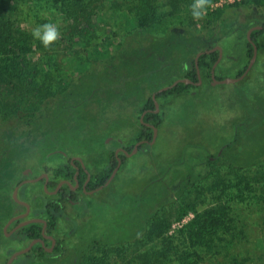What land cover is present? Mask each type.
<instances>
[{
    "label": "rangeland",
    "instance_id": "374dc122",
    "mask_svg": "<svg viewBox=\"0 0 264 264\" xmlns=\"http://www.w3.org/2000/svg\"><path fill=\"white\" fill-rule=\"evenodd\" d=\"M126 2L88 0L84 5L67 10L66 7H54L51 0H38L34 5L25 4L14 13L13 21L29 37L27 61L37 67L35 72L39 74L40 87L35 95H31L23 87L14 86L10 76L0 77V95L29 115V119L22 120L36 121L29 127L34 132L25 143L11 147V137L1 139L0 154L7 149L8 161L0 160V189L11 184V179L24 170L23 165L32 173L37 169H40L39 174L44 171L37 162L40 156L38 138L50 131L75 128V113L86 123L80 139L90 138V149L73 143L67 150L70 156L84 153L86 163L96 173L106 165V147L112 144L109 141L103 146L98 138L113 128L120 112L127 116L133 110L134 117L139 119L140 110L152 94L169 85L171 80L182 78L183 73L193 67L197 52L208 47L218 45L223 49L216 74L224 79L237 78L250 62L247 33L256 21L264 22V7L225 5L224 8H229L213 25L191 24L188 18L191 0H156L161 16L158 27L133 28L132 21L129 25L122 14ZM85 10H93L96 19L76 20L84 17ZM88 12L84 13L86 17ZM48 22L58 26L61 37L51 48L45 49L31 33L36 26ZM108 42H111L109 48ZM94 45L102 47L103 52L98 56L93 55ZM79 58L86 59L82 72L105 76L112 82L100 81L96 85V79H86L76 85L78 73L72 70L71 60ZM48 76L51 77L49 80ZM207 83L203 77L195 98L196 113L185 125L178 126L177 122L182 114L181 106L188 101L189 95L179 94L159 101L165 112V123L159 130L157 142L146 152L128 159L113 183L90 197L93 200L90 208L80 209L81 201L77 206L65 204L57 233L66 240L65 250L60 258H53L54 264H68L67 259L81 238L95 239L104 233L108 215L99 213V205H113L128 194L137 195L146 183L179 160L186 145L203 147L188 150V154L193 155L191 163L195 165L196 174L202 177L193 180L192 185L179 194L176 193L179 182L170 187L163 203L167 207L166 215L170 216L167 218L176 216L174 206L182 201L196 202L199 210L224 204L234 222L230 238L224 234L228 239L234 235L235 239L231 245L222 242L220 250L213 249L210 252L213 259L206 264H226L227 252H234L240 260L245 259L246 264H264V203L259 201L264 196V37L258 57L243 79L235 83L212 84L209 91ZM121 91L122 101L118 97ZM84 99L82 109L69 108ZM19 120L20 117H13L1 125L0 119V131ZM216 153L221 161L208 164L207 160ZM170 178L168 175L167 181ZM240 178H246L249 189L244 190L245 183L241 184ZM42 190L41 185L31 186L22 195L34 199L42 194ZM7 201L9 197L0 194L1 213L7 212ZM41 205L39 201L37 209ZM192 217L174 222L170 236ZM69 230L70 235L64 236ZM105 249L97 246L90 250L83 264H88V258L102 256ZM45 262L40 264H47ZM123 262L120 257H115L110 264Z\"/></svg>",
    "mask_w": 264,
    "mask_h": 264
},
{
    "label": "trees",
    "instance_id": "16d2710c",
    "mask_svg": "<svg viewBox=\"0 0 264 264\" xmlns=\"http://www.w3.org/2000/svg\"><path fill=\"white\" fill-rule=\"evenodd\" d=\"M54 7H66L64 9H71L72 6L84 5L88 0H51ZM101 2V0H96ZM220 0H212V4L217 3ZM38 0H0V77L10 76L14 83V86L23 87L31 95H35L40 87L38 81L39 74L35 72L37 67H34L28 63V35L22 30V28L13 21V15L16 11L24 8L25 4L34 5ZM194 0H191L189 6L192 5ZM127 4V5H126ZM126 8L122 11L123 16L129 21V25L132 21L133 28L148 29L158 27L161 16L158 11L156 0H127ZM232 8H243V7H256L263 8L264 0H244L240 3L230 6ZM229 7L216 8L214 10H208L207 14L202 20L194 21L191 16V7L189 9V21L191 24H203L205 26H211L218 22L225 10ZM88 11L85 10L84 13ZM91 10L88 12L87 17H78L76 20L86 21L96 19V14ZM83 21V23H87ZM261 30L254 31L252 38L258 48L260 44L258 41ZM111 42H108V48ZM248 44V56L253 55V46L247 41ZM213 47H208L204 50H209ZM93 55L98 56L103 52L102 47L94 45L92 47ZM196 54V55H197ZM196 57V56H195ZM217 59V52L211 54H203L199 58V69L201 70V76L207 80L206 89L211 90L213 88L212 69ZM72 70L78 73V83H83L86 79H96V85L100 81L112 82L105 76L87 75L82 72L86 64L85 58H79V60H71ZM193 67L183 73L180 79H189L194 83L199 81L198 71L195 65V58L192 61ZM246 68L239 72L240 77ZM237 77V78H238ZM51 77H47L49 80ZM178 79V78H177ZM177 79L171 80L169 83L172 85ZM216 79H224L223 76L216 77ZM94 83V84H95ZM166 87V86H164ZM162 87V88H164ZM199 86L191 83L186 84L180 82L172 89L163 93H158L157 97L165 99L171 96L179 94L189 95L187 102L181 106L180 120L177 122L178 126L185 125L191 121L192 117L196 113L195 98H197ZM72 93L68 95V100ZM86 99L81 101L79 105H74L69 108L71 109H82V106ZM144 107V106H143ZM146 108L154 109V102L149 98L145 103ZM144 107V108H145ZM29 110V109H26ZM143 108L140 110V117ZM20 117V120L8 124V128L4 131H0V141L3 137H11V147L25 143L27 139L34 131L29 130V127L33 126L36 121L22 119H29V115L26 114L20 107L15 103H10L2 95H0V119H2L1 125H4L5 121L13 118ZM75 119L77 125L75 128H69L61 131H50L44 136L38 138V148L40 155L37 158L38 167L47 172L55 181H51L48 186V190H53L60 180H72L74 170L71 168L69 163H66L63 153L69 154L67 148L71 144L77 145V147L89 148L90 138L80 139L82 130L85 128V121L75 113ZM160 119V120H159ZM143 122L152 123L154 126L159 128L163 122L162 114L155 112H149L143 118ZM113 128L109 129L102 137L98 138V141L106 146V140L113 136L116 129V121L113 122ZM139 124L143 128V132L139 133V139L143 138L142 134L149 132V140L152 138L153 130L146 128L141 123ZM8 133V135H5ZM116 141H113L111 146L106 147L109 158L114 160V148ZM143 148H150L149 145H144ZM190 148H203L199 145H186L183 148L182 156L176 162L172 163L163 173L157 178L149 181L141 189L137 195L128 194L123 197L119 203L113 205L104 204L99 205V213H107L108 227L104 233L95 238H81L80 242L75 245L74 252L68 257V264H83L86 260V254L97 246L105 247V251L102 256L88 258V264H110L115 257H120L124 264H206L209 260L213 259L210 252L216 248L221 249L220 243L227 242L231 245L235 239L233 235L231 239H228L225 234L230 238L231 228L233 227V220L230 218L227 206L219 204L213 208H204L199 210L196 202L182 201L179 205H175L176 216L174 218L166 215L167 207L163 206L165 200L169 195L170 187L177 182L180 183V188L176 192L179 194L184 191L187 187L192 185L193 180L201 178V174H196L195 165L191 162L193 155L188 154ZM7 149L4 151L6 152ZM4 151L0 154V160L3 159ZM219 154L216 153L215 160L208 159V164L218 163L220 160ZM60 162L57 166H50ZM26 170L25 165L22 167ZM29 169V168H27ZM22 170L19 175L11 179V184L7 187L0 189V194L7 195L10 203L14 202L12 198L15 187L18 186L24 179ZM40 169L33 171L32 176H37ZM43 171V172H44ZM112 172L111 164L96 175L98 180L97 185H103L109 178ZM171 175L169 181L167 176ZM240 183L244 184V190L249 189V184L246 178H240ZM42 186V182L38 183H26L21 187L20 192L31 186ZM69 191V186L64 185L60 191L62 196ZM174 197V196H173ZM31 204L34 207L39 201L42 203V215L46 218L49 226H54L59 216L63 214L64 210L61 207H57L56 201L53 196H50L44 189L42 194H38L34 199H30ZM77 202L81 201L79 205L80 209H88L92 206L93 200L89 196L82 194V199H76ZM259 201L264 203V196H261ZM9 201H7V204ZM172 209L171 207L168 208ZM172 212V211H171ZM170 212V213H171ZM99 213H96L99 214ZM36 214V213H34ZM190 215L192 218L187 220L185 224L177 229L176 234L170 236L171 228L174 222H183ZM40 227L39 224H31L25 227L26 231H30ZM225 233V234H224ZM58 253H62L61 249L57 250ZM220 253V252H219ZM226 264H246V260H240L234 252L226 253ZM42 256L54 257V254H45ZM129 259V260H128ZM48 264H54L52 260L48 261Z\"/></svg>",
    "mask_w": 264,
    "mask_h": 264
},
{
    "label": "flooded vegetation",
    "instance_id": "af4514ba",
    "mask_svg": "<svg viewBox=\"0 0 264 264\" xmlns=\"http://www.w3.org/2000/svg\"><path fill=\"white\" fill-rule=\"evenodd\" d=\"M256 26L262 27V29H260L262 33H260L257 38L259 41V44L261 45V38L264 37V22L260 23L259 21H256V23H254V25H252L251 28L256 27ZM255 31H258V30H255ZM258 53H259V48H258ZM257 57H258V54H257ZM222 58H223V55H222ZM252 58H253V55L250 57V62ZM218 60H219V53L217 52L216 62ZM200 76H201V70H200ZM215 76L220 77L219 74H216V70H215ZM201 79H202V76H201ZM218 80H223V79H218ZM119 81L120 83L123 82L122 78H120ZM213 84L215 85L214 82ZM160 89L157 92L153 93L151 96V99L154 102V106L156 103L158 104L159 111L155 112L156 106L154 109H151V108H146L144 104L145 108L143 107V111L141 113V115L144 113L146 115L149 112H155L157 114H162L163 116V122L159 128L154 126L152 123L141 122L143 126L153 130L151 140H149V138H146V137H149L148 131H146L147 133L142 134L143 138L139 139V133L143 132V128L139 124V121L141 118L136 120V118L134 117V112L132 110L127 116H123L122 112H120L121 113L120 116L117 117V119L115 120L116 121L115 136L113 137L111 136L106 140V143H108L109 141L111 142L116 141V146L114 148V160L109 161L110 156L108 154V151H106L105 153L106 159H107L106 165L100 168L96 173H93L91 165L90 164L88 165L86 163L84 153L82 155L80 154V155H72V156H70L69 154L67 155V153L65 152L63 153L64 157H66L65 158L66 163H69L71 166V168H68V169L74 170V172L72 175V180H67V179L60 180L57 186L53 190L51 191L48 190L47 192L50 196H53V199L56 201L57 204H59L57 205V207H61L65 212V204L67 202L73 206H77L78 202L75 200V198L81 199L82 194H85L86 196L91 197L103 191L104 189L109 187L113 183V181L119 176L123 167L126 165V162L128 161V159L140 153L146 152L148 148H143L144 145H149L150 147H153L155 145L158 139L159 130L163 127L165 123V112L161 110L160 103H159V101L162 102V100L164 99H160L157 97L158 93H163V92H159ZM154 96H155V99H153ZM118 97L120 101H122V98H123L122 91L119 93ZM154 128L158 130V134H157L155 143L151 145L150 143L154 137ZM136 148H137V151L135 154H133ZM7 155H8L7 151L6 152L4 151V154H3L4 161H8ZM209 159L213 160L212 157H210ZM59 163L60 162L57 160L54 166H57ZM108 163L111 164L112 172L109 178L107 179V181H105L103 185H97L98 180L96 179V175L100 173L102 170H104L108 166ZM117 168L118 170L115 173L114 178L106 186V183L110 180L112 174ZM23 175L25 178L22 179L21 183L25 181L36 180V179L41 178L36 182H29V183L31 184V183L42 182V187L44 190H45V185H47L48 187L51 181L53 180L55 181V179H53L45 171L37 176H32L31 170L26 169L24 170ZM61 183H63V185L58 189L57 193H55V191L57 190L58 186ZM20 184H18V186ZM64 185L69 186V191H67L65 194L61 196L60 191ZM21 187H19V190H18V201H16L14 199V196H12L13 200L18 205H15L14 202L10 203V200H9V203L7 204V207H6L7 212L6 213L0 212V264H8L14 254L25 250L34 241H36V243L32 246L30 251H28L27 253L19 254L11 264H40V263H44L46 260L47 262L45 263L48 264L49 260L53 261L54 260L53 258H56V260L60 258L65 250L66 240L64 237L62 236L59 237V235L57 234L58 231H60L59 230V220H61V218L64 217V212L63 214H61V216H59L54 226H49V224L47 223V227L45 228V230H44L43 222L30 223V224L22 226V223L28 220H32V219H42V220H45L46 222L47 220L42 215V205L41 207H38V209L36 205L33 207L31 204V200L29 198L23 197L22 193L20 192ZM26 204L30 206V211L28 214H27L28 208ZM31 224H39L40 227H36L35 229L26 231L25 227ZM70 232H71L70 230L66 231L64 233V236L70 235L69 234ZM58 249H61L63 252L61 254L58 253L57 252ZM43 253L51 254V255L54 254V257L42 256Z\"/></svg>",
    "mask_w": 264,
    "mask_h": 264
},
{
    "label": "water",
    "instance_id": "95a60500",
    "mask_svg": "<svg viewBox=\"0 0 264 264\" xmlns=\"http://www.w3.org/2000/svg\"><path fill=\"white\" fill-rule=\"evenodd\" d=\"M260 29H262V27H260V26L252 27V28L249 29V31H248V33H247V41H248L249 43L252 44V46H253V50H254V53H253V58L251 59V62H250V64H249L248 68L245 70V72H244L240 77L235 78V79H223V80H218V79H216V76H215V70H216V68H217V66H218V64H219V62H220V60H221V58H222V55H223V49H222L221 46H215V47H213V48H211V49H209V50H205V51L199 52V53L196 55V57H195V65H196V68H197V71H198V78H199V81H198L197 83H194V82H192V81L189 80V79H177L172 85H170V86H166V87L160 89L159 92H165V91H168V90L172 89L173 87H175L176 85H178L180 82H184V83H186V84H191V83H193V84H195V85H197V86L201 85V83H202V79H201V76H200L199 58H200L203 54H211V53H215V52H218V53H219V60L214 64L213 69H212V79H213L214 83H215V84H222V83H235V82L240 81L241 79H243V78L247 75V73H248L249 70L251 69V67H252V65H253V63H254V61H255L256 58H257L258 47H257L256 43L254 42V40H253V38H252V33H253L255 30H260ZM153 99H155V96L153 97ZM155 106H156V111H155V112H158V111H159V106H158V104L156 103ZM144 116H145V113L141 115V122H143V118H144ZM157 134H158V130H157L156 128H154V137H153V140H152L151 143H150L151 145L155 143L156 138H157ZM136 151H137V148L135 149V151L133 152V154H135ZM117 170H118V168L114 171V173L112 174L110 180L106 183V186H107V185L111 182V180L114 178L115 173L117 172ZM39 179H41V178H39ZM39 179H36V180H30V181H25V182L21 183L18 187H16L15 190H14V193H13L14 199H15L16 201H18V190H19V187H21V186H22L23 184H25V183L36 182V181H38ZM62 185H63V183H61V184L58 186V188H57V190L55 191V193H57L58 189H59ZM99 189H101V188H99ZM99 189H98V190H99ZM45 191L48 192V187H47V185H45ZM26 206H27V208H28V212H27V214H28L29 211H30V206H29L28 204H26ZM27 214H25V215H27ZM36 222H43V223H44V230H45V228L47 227V222H46L45 220H42V219H32V220H28V221L22 223V226L27 225V224H30V223H36ZM35 243H36V241H34V242H33L28 248H26L25 250H23V251H21V252H19V253L14 254V255L12 256V258L10 259V261H9L8 264H11V263L14 261V259H15L19 254L27 253L28 251H30V249L32 248V246H33Z\"/></svg>",
    "mask_w": 264,
    "mask_h": 264
},
{
    "label": "clouds",
    "instance_id": "9594fccd",
    "mask_svg": "<svg viewBox=\"0 0 264 264\" xmlns=\"http://www.w3.org/2000/svg\"><path fill=\"white\" fill-rule=\"evenodd\" d=\"M190 7L192 19L199 21L205 17L212 7V0H194ZM31 34L33 39L39 40L45 49L51 48L61 37L58 26L51 22L36 26Z\"/></svg>",
    "mask_w": 264,
    "mask_h": 264
},
{
    "label": "built area",
    "instance_id": "2783aa9c",
    "mask_svg": "<svg viewBox=\"0 0 264 264\" xmlns=\"http://www.w3.org/2000/svg\"><path fill=\"white\" fill-rule=\"evenodd\" d=\"M244 0H220L218 1L217 3H214L212 4V9H216V8H222L224 7L225 5H234V4H237V3H240Z\"/></svg>",
    "mask_w": 264,
    "mask_h": 264
}]
</instances>
